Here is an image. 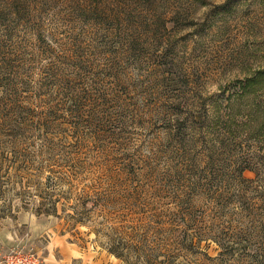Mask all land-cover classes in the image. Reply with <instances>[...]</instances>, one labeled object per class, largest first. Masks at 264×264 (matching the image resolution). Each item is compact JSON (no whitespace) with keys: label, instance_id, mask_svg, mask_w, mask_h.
<instances>
[{"label":"rangeland","instance_id":"374dc122","mask_svg":"<svg viewBox=\"0 0 264 264\" xmlns=\"http://www.w3.org/2000/svg\"><path fill=\"white\" fill-rule=\"evenodd\" d=\"M262 70L264 0H0V263L16 248L47 256L48 234L25 240L41 225L83 264H154L146 247L197 242L200 227L216 233L201 243L210 257L220 241L227 264H264V147L215 154L199 131ZM244 159L255 169L241 186ZM200 176L216 178L228 205L204 200V214L197 200L195 222L166 235L178 201L191 203L179 183ZM40 203L59 217H38ZM81 212L86 225L71 218ZM13 232L24 240L4 247Z\"/></svg>","mask_w":264,"mask_h":264},{"label":"trees","instance_id":"16d2710c","mask_svg":"<svg viewBox=\"0 0 264 264\" xmlns=\"http://www.w3.org/2000/svg\"><path fill=\"white\" fill-rule=\"evenodd\" d=\"M238 90L231 94L226 101V106L224 107V114H220L216 118H209L208 116L202 117V126L199 127V131H209L214 139L212 141V149L215 154H225L227 151H231L234 146L243 145L246 143L251 144V141L254 143L255 148L261 151V146L264 147V70L258 71L254 76H248L244 81H240L238 85ZM235 88V87H234ZM234 90V89H233ZM219 103H216L217 105ZM204 110L206 105L203 104ZM215 108V106H214ZM215 111H221L220 106L215 108ZM223 112V110H222ZM201 122V121H200ZM179 120L177 121V124ZM214 140V141H213ZM216 141V142H215ZM191 142V141H190ZM177 143L181 146L182 150L186 147V139H178ZM210 150V149H209ZM206 161H204V168H210L214 173L216 172L215 161H210L209 155H204ZM259 159H263V155H258ZM246 165L241 166L240 169V179L236 184H243L247 180L243 175L246 171H254L255 168L251 167V161L244 159L243 161ZM220 161L218 160L217 166H219ZM193 176L192 174H190ZM180 190L181 196L188 197L191 199V203L187 208H184V201H178V204H181L180 209L177 210L178 223L175 224L176 227L173 229H167L166 235H170L173 232L176 235H180L184 231L181 227L186 225H191L195 222L194 213L198 212L197 200H202V207H200L204 214H207L209 207L203 205L204 200L211 201L212 204L219 206L223 209L228 205V202L224 196V193L221 191L220 183L216 178L208 179L207 177H199L197 180L192 181L190 177H186L185 180L181 181L177 187ZM44 203H40V206L37 207L34 213L38 217L42 216H54L59 217L57 207L53 209L44 210ZM81 219H77L74 216H71L77 224L86 225V217L84 213L81 212ZM182 222L183 224H179ZM184 228V227H183ZM201 233L198 232L199 240L194 242V235H191V238L187 240H175L173 242H158L157 244L150 245L146 247L151 253H158V259L154 264H227L226 252L229 251L230 246L226 245L220 241L219 245L222 249V252L219 258H212L206 254L201 249V243L203 242L204 237H209L211 239H216L215 232H212L208 227H200ZM94 232L97 236H101L102 231L95 229ZM206 234V235H204ZM109 236V235H107ZM141 247L138 251H135L136 254L141 256L142 249ZM131 249H134V246L125 245V250L129 253ZM111 253L117 256V258H123L125 255L123 253H118L114 249H109ZM125 259L128 264L130 262L129 257ZM225 258V260H224ZM194 259V261H192ZM147 263V261H143ZM148 264H151V260L148 261Z\"/></svg>","mask_w":264,"mask_h":264},{"label":"crops","instance_id":"0c3cea01","mask_svg":"<svg viewBox=\"0 0 264 264\" xmlns=\"http://www.w3.org/2000/svg\"><path fill=\"white\" fill-rule=\"evenodd\" d=\"M33 220H38L36 217H31ZM29 227V232L27 236L25 237V240H34L36 241L37 238H42L43 235L48 234L49 235V242L46 246L47 248V256H43V259L45 261V264H83L82 262V253L76 252L75 248L73 247V244L70 242L65 241L64 237L59 236L58 234H55L53 232L52 235H50V230L47 227L46 233H41L42 231H38V229H41L43 226L41 225H27ZM2 242L6 245L4 247H15L19 241L24 240V238L20 237L19 235L16 237L15 232L10 234H5L1 237ZM45 248V250H46ZM44 252V251H43ZM79 254V255H76ZM84 255V254H82ZM1 264V263H0ZM4 264V263H3Z\"/></svg>","mask_w":264,"mask_h":264},{"label":"built area","instance_id":"2783aa9c","mask_svg":"<svg viewBox=\"0 0 264 264\" xmlns=\"http://www.w3.org/2000/svg\"><path fill=\"white\" fill-rule=\"evenodd\" d=\"M4 264H45L42 255L35 249H14L5 256Z\"/></svg>","mask_w":264,"mask_h":264}]
</instances>
